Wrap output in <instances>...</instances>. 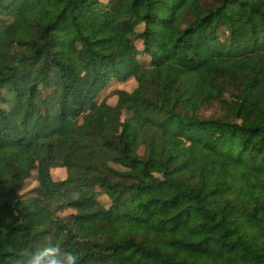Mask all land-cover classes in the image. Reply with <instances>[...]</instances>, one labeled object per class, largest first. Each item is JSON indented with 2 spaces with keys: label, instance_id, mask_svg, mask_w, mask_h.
<instances>
[{
  "label": "trees",
  "instance_id": "obj_1",
  "mask_svg": "<svg viewBox=\"0 0 264 264\" xmlns=\"http://www.w3.org/2000/svg\"><path fill=\"white\" fill-rule=\"evenodd\" d=\"M25 84L59 90L44 128ZM68 224L80 264H264V0H0V264Z\"/></svg>",
  "mask_w": 264,
  "mask_h": 264
},
{
  "label": "rangeland",
  "instance_id": "obj_2",
  "mask_svg": "<svg viewBox=\"0 0 264 264\" xmlns=\"http://www.w3.org/2000/svg\"><path fill=\"white\" fill-rule=\"evenodd\" d=\"M134 85L133 80H128L125 83H112L105 89L104 92L100 94L98 97V101L105 98L106 102L109 104L107 109V120L110 127L113 130H118L122 121L123 116L129 115L130 111L127 107L119 106L116 102V97L113 94V90L115 88L121 89H131ZM22 91V103L23 105H29L28 109V122L29 124H33L35 127L44 128L48 125L49 116L54 112L53 105L57 102L59 96V90H55L54 88L42 90L40 87H34L30 91L29 85H22L20 88ZM212 111L211 107H207L205 110V114H208ZM161 156L159 153L153 159L151 164V168L153 171L159 173L161 171ZM52 178L55 180L63 179L66 175L65 169L62 167L52 168L51 169ZM34 176L32 175L26 182L23 188L21 189V194L24 197L31 196L33 194V189L36 184L34 182ZM101 201H105L106 198L103 195L99 196ZM13 202V198L10 199V204ZM50 209L52 212V217L55 223L57 221L64 220L71 213V209L64 206L60 202H51ZM7 213H11V209L8 208ZM62 235H64L67 239L63 242V247H68L75 244L80 238L81 233L80 229L77 226L66 225L65 230L61 231Z\"/></svg>",
  "mask_w": 264,
  "mask_h": 264
},
{
  "label": "clouds",
  "instance_id": "obj_3",
  "mask_svg": "<svg viewBox=\"0 0 264 264\" xmlns=\"http://www.w3.org/2000/svg\"><path fill=\"white\" fill-rule=\"evenodd\" d=\"M18 264H80L79 254L53 243L28 254Z\"/></svg>",
  "mask_w": 264,
  "mask_h": 264
}]
</instances>
